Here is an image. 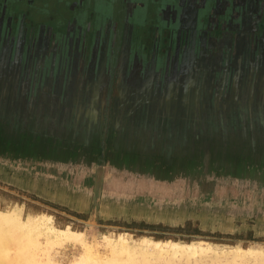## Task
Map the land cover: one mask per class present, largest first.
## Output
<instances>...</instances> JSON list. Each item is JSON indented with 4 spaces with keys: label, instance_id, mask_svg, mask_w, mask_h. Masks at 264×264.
<instances>
[{
    "label": "rangeland",
    "instance_id": "374dc122",
    "mask_svg": "<svg viewBox=\"0 0 264 264\" xmlns=\"http://www.w3.org/2000/svg\"><path fill=\"white\" fill-rule=\"evenodd\" d=\"M17 22L18 20L15 24ZM50 26L54 27L55 24L50 22ZM130 27L132 31L134 26ZM261 42L255 46L249 45L243 52L247 56V62L251 56L255 57L261 68L259 70L263 71L264 46ZM41 63H44H39L41 71H44ZM94 67L88 66L87 70L94 72ZM243 71L247 72L245 69ZM258 81L260 87L264 88V74L259 76ZM156 99L161 101L159 95ZM258 113L251 104H240L231 113V129L227 131L223 126L218 129L221 131V135L217 137L220 142L207 136V143L203 135L197 133V153L188 166L182 162H174L173 166L163 162V167L160 165L163 169H158L154 167L157 164H153L149 169L140 172L134 167L133 170L126 169L125 172V165L137 161L127 157V163L119 164L108 154L103 157V154L94 150L93 145L78 146L73 140L66 142L65 149L59 150L61 154L53 150L50 158L43 154H29L30 160L20 162L15 155H6L9 157L1 158L0 161L11 165H24L23 167H29L27 170L36 174L40 171H47L48 176L51 174V185L46 187L35 177L29 180L23 176L11 177L16 186H23V183L30 185L41 196L87 214L89 218L79 220L65 211H58L32 200L29 202L23 196H20V200H28V205L15 202L11 196H0V209L6 212L5 215L18 213L25 220L37 217L38 221L49 225L53 223L60 228L70 225L83 231L85 240L93 244L94 253L87 259L89 264H264V111L260 112L263 117L261 127L255 118ZM220 150H226L229 155L222 154ZM232 153L234 157L230 156ZM142 159L139 157L138 161L144 165L150 163ZM119 165L124 167H118ZM36 186L40 190L35 189ZM43 213L52 215V222L41 219ZM135 220L161 222L171 226L183 225L191 220L204 233L192 235V242L204 246L206 251L192 256V251L187 248L181 247L178 250L165 243L157 245L143 239L144 236L155 239L152 236L139 231L132 233L125 225L106 223L115 221L125 224ZM7 222L9 223L0 222V242L5 240L9 254H1L0 264H46L43 255L31 251L33 242L44 240V235L36 232V223L24 229L23 223ZM250 230L255 238L262 240L235 237L245 236ZM147 233L150 231L147 230ZM121 234H125L126 244L120 239ZM105 235L112 239V244L105 241ZM168 236L183 238L188 235L170 233ZM173 240L176 239L163 241ZM178 241L187 242L183 239ZM210 242L213 243L211 248L208 246ZM239 247L250 250L240 251ZM55 248L51 257L60 264H73L85 253L78 242L58 244ZM179 254L186 260L183 261Z\"/></svg>",
    "mask_w": 264,
    "mask_h": 264
},
{
    "label": "flooded vegetation",
    "instance_id": "af4514ba",
    "mask_svg": "<svg viewBox=\"0 0 264 264\" xmlns=\"http://www.w3.org/2000/svg\"><path fill=\"white\" fill-rule=\"evenodd\" d=\"M3 41L63 73L93 74L106 88H92L93 109L104 102L105 128L119 103L164 118L168 135L181 120L218 140L243 102L262 124L264 69L243 51L264 46V0H0ZM60 48L70 58H56Z\"/></svg>",
    "mask_w": 264,
    "mask_h": 264
},
{
    "label": "crops",
    "instance_id": "0c3cea01",
    "mask_svg": "<svg viewBox=\"0 0 264 264\" xmlns=\"http://www.w3.org/2000/svg\"><path fill=\"white\" fill-rule=\"evenodd\" d=\"M3 42H0V159L15 155L17 160L25 162L31 159L29 154H43L50 158L53 150L65 149L66 142L73 140L78 146L93 145L103 157L108 154L119 164L127 163V157L137 161L125 167L118 166L124 167L125 172L134 168L140 172L153 164L163 169V162L171 166L174 162H182L188 166L194 161L197 131L193 126L177 120L174 129H170L172 135H168L164 133V118L150 116L152 111L149 109L127 110L125 104L121 106L119 103L114 105V109L110 107L111 125L105 128L104 102L101 108L93 109L96 98L92 88L103 87L95 81L93 74L85 78L63 73L53 69L51 62H45L44 58L30 57L16 44ZM40 62L44 63H41L44 71H41ZM139 157L150 163H140ZM0 163V172L3 173L0 178L1 197L11 196L15 202L26 205L32 200L61 211L50 204L52 200L41 196L30 185L23 183L24 187L22 184L16 186V182H12L15 180H11L14 176H23L26 180L35 177L46 187L51 185V174L48 176L47 171L36 174L27 170L29 167L11 165L2 160ZM35 189L40 190L39 187ZM43 192L46 193V190ZM20 196L29 199V202L21 201Z\"/></svg>",
    "mask_w": 264,
    "mask_h": 264
},
{
    "label": "bare ground",
    "instance_id": "6f19581e",
    "mask_svg": "<svg viewBox=\"0 0 264 264\" xmlns=\"http://www.w3.org/2000/svg\"><path fill=\"white\" fill-rule=\"evenodd\" d=\"M2 209H0V222L2 223H9L7 221H12L15 222L17 224L19 223H23L22 226H24L23 228L26 229L25 227L31 225L32 223H36L34 224V227L36 230V232L39 231V233L44 235V240L43 241H39L38 243L35 242H31V246H33V249L31 251L35 252L36 254H40L43 255L42 257L44 259H46V264H60V262L58 260L53 259L52 256V252L56 249L55 246L58 244H64L66 242H78L81 244V246L84 248V256L82 258H78L76 259L73 264H89L87 259H90L91 255H93L94 250H93V244H90L89 242H87L85 240L84 237V232L81 230H76L74 228H72L70 225H68L65 228H60L55 226L53 223L46 224L42 221H38L37 217H31L30 220H25L22 218L21 214L17 215H5L6 212L5 211H1ZM46 213V212H45ZM43 213L40 217L43 220H50L52 222L53 220V216L50 214H45ZM36 220V221H35ZM19 226V225H18ZM28 229V228H27ZM105 237V241L107 243H111L112 244V239L109 238L107 235L104 236ZM120 239L123 241V243H127V239L125 238V234H121L120 235ZM144 240L149 241V242H153L157 245H161L163 243L165 244H169L171 245L173 248L176 249H180L181 247L187 248L189 251L191 252L192 256H198L199 254H201L202 252H205L206 249L204 248V246L202 245H197L194 242H180L178 240H173V241H163V240H156L153 239L151 237H143ZM142 239V240H143ZM119 240V239H118ZM5 240H3V242H0V256L1 254H9V248L7 246V243H4ZM137 241V240H136ZM213 243H208V246H212ZM22 247V245H20V248ZM114 247V246H113ZM156 248V247H155ZM22 249V248H21ZM28 250H30V248H28ZM155 250V249H154ZM238 250L240 251H248L250 249L245 248V247H239ZM188 251V252H189ZM57 252V251H56ZM253 253V251H251ZM178 253H180V251H178ZM210 253V252H209ZM242 253V252H241ZM250 254V252H247ZM11 254V253H10ZM55 254V252H54ZM255 254V253H254ZM244 255V254H243ZM247 255V254H246ZM35 256V255H34ZM241 256V255H240ZM3 257V256H2ZM179 257L185 261L186 258L179 254ZM251 257V256H250ZM257 257V256H256ZM264 257V256H263ZM5 258V257H4ZM249 258V256H248ZM255 258V257H254ZM42 259V258H41ZM153 259V258H152ZM262 259V258H260ZM233 260V259H232ZM240 261V259H239ZM249 261V260H248ZM257 261V260H256ZM233 262V261H232ZM246 262V261H245ZM251 262V260H250ZM1 263V262H0ZM237 263V262H236ZM235 263V264H236ZM256 263V262H255ZM263 263V262H262ZM3 264V263H2ZM242 264V263H241ZM246 264V263H244Z\"/></svg>",
    "mask_w": 264,
    "mask_h": 264
},
{
    "label": "trees",
    "instance_id": "16d2710c",
    "mask_svg": "<svg viewBox=\"0 0 264 264\" xmlns=\"http://www.w3.org/2000/svg\"><path fill=\"white\" fill-rule=\"evenodd\" d=\"M62 21H63V18L58 20V22H60L61 24H62ZM60 49L56 51L55 56H65V57L70 58V56L67 54V52L71 54L70 51H67L65 53L64 50L62 51V49L61 50ZM30 195H32V197L34 198L37 197L34 194H30ZM47 203H50V202L48 201ZM50 204L60 209L61 211H65L68 214L74 215L78 218H82V219L89 218L87 214H84L82 212H77L66 206H63L62 204L53 203V202H51ZM106 223L111 224V225H125L128 227V231L132 233H137V231H139V233L152 236L156 240H166V239L174 238L176 240L183 239V240H186L187 242H191L193 240L192 235L204 234L203 230L200 227L195 226L191 220H187L185 224L183 225L180 224L176 226L167 225L161 222L150 223L146 221H136V220L131 221L129 223H125V224H120L115 221H108ZM147 230L150 231V233H147ZM170 233H182L188 236H185L183 238L177 237V236L170 237L168 236ZM235 237L239 239H245V240H262V238H255L252 230H250L245 236L240 235V236H235ZM214 241H219V240H214Z\"/></svg>",
    "mask_w": 264,
    "mask_h": 264
}]
</instances>
